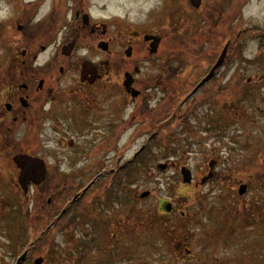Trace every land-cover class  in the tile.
<instances>
[{"label": "flooded vegetation", "instance_id": "af4514ba", "mask_svg": "<svg viewBox=\"0 0 264 264\" xmlns=\"http://www.w3.org/2000/svg\"><path fill=\"white\" fill-rule=\"evenodd\" d=\"M239 1L201 0L195 7L191 0H0V186L18 182L14 162L18 153L40 157L47 170L97 169L86 194L75 199L73 207L86 198L84 219L91 225L102 223L97 208L109 195L92 188L107 172L115 174L111 179L119 183L121 173L140 164L144 151L157 144L158 137L174 136L180 127L174 118H182L186 111L177 113L182 105L190 102L189 108L210 95L208 103L215 111L207 119L209 124H221L217 120L222 118L223 99L218 87L223 84L217 86L216 81L222 68L195 92L198 82L193 84L192 76L182 78L184 68L177 73L181 80L176 100L174 91H169L176 68L181 67L178 60L190 56L187 32L176 26L174 7L186 10L180 19L204 23V32L193 39L211 48L199 46L194 56L217 57L223 34L237 44L239 37L252 31L248 27L239 31L237 24L226 28L231 22L225 20L237 15ZM236 72L227 79L236 78ZM215 90L214 96L210 92ZM186 120L188 116L184 127L189 130ZM220 163L219 156H210L203 171L183 185L196 189L209 173L212 176L201 185L214 182ZM167 164L178 166L173 156ZM259 219L264 234V210ZM118 229L125 228L120 224ZM173 248L180 250V243L174 242ZM173 260L208 261L188 249Z\"/></svg>", "mask_w": 264, "mask_h": 264}, {"label": "rangeland", "instance_id": "374dc122", "mask_svg": "<svg viewBox=\"0 0 264 264\" xmlns=\"http://www.w3.org/2000/svg\"><path fill=\"white\" fill-rule=\"evenodd\" d=\"M176 10L175 23L182 33L187 32L190 56L178 60L181 67L176 68L173 86L169 83V91L175 96L181 80L177 73L185 68L181 77L188 75L194 80L211 59V55L193 53L199 46L211 48L193 39L204 32V23L180 19L186 10L174 7ZM162 16L159 14L166 22ZM235 16H228L225 22L231 24L226 28L237 24L239 31L253 29L239 37L237 44L229 45L228 60L216 81L220 83L217 86H225L222 90L218 87L219 98L223 99L222 118L217 120L221 124H209L207 119L212 109L215 111L212 103H203L210 95L189 108L190 102L182 105L177 113L186 111L182 118H174L176 127L180 125L174 136L158 137L157 144L153 142L144 151L140 164L121 171L119 183L111 179L115 174L107 172L101 176L100 185L92 188L109 195L105 205L97 208L102 223L91 225L84 219L86 198L75 207L62 206L97 174V169H48L45 182L30 186L26 194L17 182L0 186V264H14L31 241L36 243L27 264H33L36 257L44 258L42 264H180L173 258L180 257L185 249L194 250L198 257L208 260L206 264H264V234L259 219L264 210V0H240ZM215 46H219L218 41ZM233 71H237V79L229 81ZM201 77L203 74L198 80ZM225 82L236 84L227 86ZM211 83L215 85L213 80ZM208 88L210 85L205 90ZM215 92L210 93L215 96ZM186 116L189 130L184 127ZM216 155L221 163L215 169L214 182L205 186L198 183L196 189L183 185L181 167L190 169L192 177L197 176L209 157ZM171 156L178 166L160 169L158 164H166ZM242 183L249 186L239 195ZM146 191L149 195L141 197ZM163 203H171L170 212ZM62 207L65 214L59 224L38 240L44 225L53 224L52 218H58ZM120 224L125 228L122 231L118 229ZM174 242L180 243V250L173 248Z\"/></svg>", "mask_w": 264, "mask_h": 264}, {"label": "water", "instance_id": "95a60500", "mask_svg": "<svg viewBox=\"0 0 264 264\" xmlns=\"http://www.w3.org/2000/svg\"><path fill=\"white\" fill-rule=\"evenodd\" d=\"M201 0H191V3L195 6L198 7L200 4ZM226 49L222 52L220 58L218 59L217 63L215 64L214 68L211 70L210 74L207 75V77L200 83L203 84L205 81H207L213 74L215 68L219 67L226 54ZM14 161L18 168L20 169V173L18 176V182L23 189V191L26 193L28 191V187L31 183L33 184H40L42 181L45 180L46 177V168L44 165V162L37 158V157H32L24 154H17L14 158ZM213 166V164H211ZM159 167L161 169H165L166 165L165 164H160ZM182 173L184 176V181L189 182L190 181V172L189 170L183 168ZM210 177V176H209ZM209 177H206L203 181L208 179ZM247 186L245 184H242L239 187V194L242 195L246 192ZM149 192H144L141 194V197L147 196ZM170 205L166 206L167 210H170ZM27 256V251L21 255L18 260L16 261V264H22L25 261V258ZM43 258L38 257L34 260V264H42Z\"/></svg>", "mask_w": 264, "mask_h": 264}, {"label": "trees", "instance_id": "16d2710c", "mask_svg": "<svg viewBox=\"0 0 264 264\" xmlns=\"http://www.w3.org/2000/svg\"><path fill=\"white\" fill-rule=\"evenodd\" d=\"M210 60H211V59H210ZM210 60H209V61H210ZM25 264H27V263H25Z\"/></svg>", "mask_w": 264, "mask_h": 264}]
</instances>
